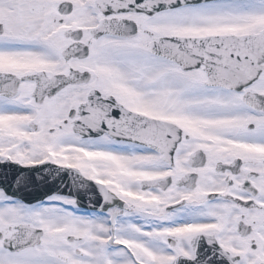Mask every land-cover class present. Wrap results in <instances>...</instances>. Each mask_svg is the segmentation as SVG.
Listing matches in <instances>:
<instances>
[{"label": "snow or ice", "instance_id": "6c2138e0", "mask_svg": "<svg viewBox=\"0 0 264 264\" xmlns=\"http://www.w3.org/2000/svg\"><path fill=\"white\" fill-rule=\"evenodd\" d=\"M0 264H264V0H0Z\"/></svg>", "mask_w": 264, "mask_h": 264}]
</instances>
